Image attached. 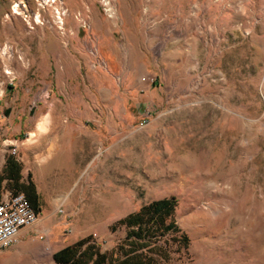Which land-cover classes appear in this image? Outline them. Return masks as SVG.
<instances>
[{"label":"rangeland","instance_id":"obj_1","mask_svg":"<svg viewBox=\"0 0 264 264\" xmlns=\"http://www.w3.org/2000/svg\"><path fill=\"white\" fill-rule=\"evenodd\" d=\"M59 123L88 131L54 195L68 240L121 256L119 218L170 197L156 264H264V0H0V159L33 165ZM34 234L21 264H57Z\"/></svg>","mask_w":264,"mask_h":264},{"label":"crops","instance_id":"obj_2","mask_svg":"<svg viewBox=\"0 0 264 264\" xmlns=\"http://www.w3.org/2000/svg\"><path fill=\"white\" fill-rule=\"evenodd\" d=\"M57 130L40 131L33 142H40V149H35L36 161L33 165L29 162L22 163L20 167L21 180L27 181L28 174L30 179L34 182L36 191L38 193V204L40 209L39 220L33 225H27L21 228L17 242L0 249V264H21L27 253V249L38 251L41 246V240L35 239L34 233H45L47 241H51L53 245V252L62 246L72 242L68 240L63 231L65 218L63 216H56L53 213L54 200L66 188L65 178L72 177L74 172L73 165L69 167L67 162L73 163L75 161V146L74 139L83 138L88 132L87 129L75 128L68 123H59ZM38 129L35 128V131ZM55 130V131H54ZM50 134V136H49ZM48 135L47 137H44ZM29 146V145H28ZM28 146L19 147V157L22 159L27 156ZM56 155V157H54ZM6 163V157L2 156L0 159V173L3 172ZM57 179H62L61 181ZM54 183V184H53ZM62 183V187L59 184ZM55 185L53 187L54 194L49 198L45 197L47 185ZM58 185V186H56ZM43 202H47L48 206L43 207ZM46 209V210H45ZM75 240V239H74ZM55 262V261H54Z\"/></svg>","mask_w":264,"mask_h":264},{"label":"trees","instance_id":"obj_3","mask_svg":"<svg viewBox=\"0 0 264 264\" xmlns=\"http://www.w3.org/2000/svg\"><path fill=\"white\" fill-rule=\"evenodd\" d=\"M19 170L20 162L13 155H8L3 172L0 173V196L2 180L7 179L12 190L23 191L29 204L38 211L40 206L34 182L30 175L27 181H22ZM173 206V198L154 199L119 218V223L131 227L126 237L128 246L118 245L121 256L101 250L99 244L88 235L57 249L53 252V258L57 264H156L152 255L141 249L147 244L143 239H150L159 228L168 230L175 227L174 223H166Z\"/></svg>","mask_w":264,"mask_h":264},{"label":"built area","instance_id":"obj_4","mask_svg":"<svg viewBox=\"0 0 264 264\" xmlns=\"http://www.w3.org/2000/svg\"><path fill=\"white\" fill-rule=\"evenodd\" d=\"M36 218L24 192L6 190L0 198V249L14 243L21 228Z\"/></svg>","mask_w":264,"mask_h":264}]
</instances>
